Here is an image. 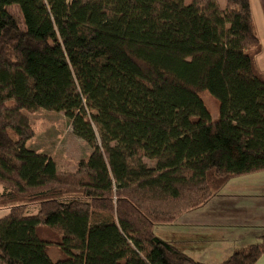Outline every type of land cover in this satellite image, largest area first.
<instances>
[{
    "label": "trees",
    "instance_id": "16d2710c",
    "mask_svg": "<svg viewBox=\"0 0 264 264\" xmlns=\"http://www.w3.org/2000/svg\"><path fill=\"white\" fill-rule=\"evenodd\" d=\"M261 52L249 0H0V264H203L154 228L264 172ZM38 110L90 147L74 172L26 147Z\"/></svg>",
    "mask_w": 264,
    "mask_h": 264
},
{
    "label": "crops",
    "instance_id": "0c3cea01",
    "mask_svg": "<svg viewBox=\"0 0 264 264\" xmlns=\"http://www.w3.org/2000/svg\"><path fill=\"white\" fill-rule=\"evenodd\" d=\"M227 1L216 0L220 10ZM249 1L262 47L257 65L264 73V0ZM154 233L203 264H221L234 251L259 243L264 238V172L232 179L203 207L172 225L155 227ZM255 264H264V254Z\"/></svg>",
    "mask_w": 264,
    "mask_h": 264
},
{
    "label": "rangeland",
    "instance_id": "374dc122",
    "mask_svg": "<svg viewBox=\"0 0 264 264\" xmlns=\"http://www.w3.org/2000/svg\"><path fill=\"white\" fill-rule=\"evenodd\" d=\"M7 11L18 23L19 29L24 31L23 18L18 8L10 6ZM26 116L34 131V137L28 141L26 147L38 154L49 156L58 171L74 172L80 161L87 160L90 147L73 134L71 123L63 113L38 110ZM85 122L90 123L88 118ZM8 210L0 209V219L7 215ZM36 212L37 206L27 208L28 215H34Z\"/></svg>",
    "mask_w": 264,
    "mask_h": 264
}]
</instances>
